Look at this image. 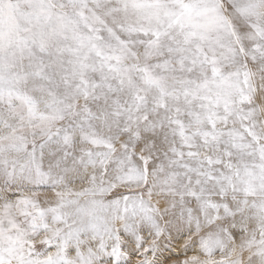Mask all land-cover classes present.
Returning a JSON list of instances; mask_svg holds the SVG:
<instances>
[{
  "label": "snow or ice",
  "instance_id": "obj_1",
  "mask_svg": "<svg viewBox=\"0 0 264 264\" xmlns=\"http://www.w3.org/2000/svg\"><path fill=\"white\" fill-rule=\"evenodd\" d=\"M0 264H264V0H0Z\"/></svg>",
  "mask_w": 264,
  "mask_h": 264
}]
</instances>
